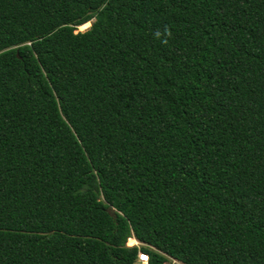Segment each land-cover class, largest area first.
Returning <instances> with one entry per match:
<instances>
[{
	"label": "trees",
	"instance_id": "obj_1",
	"mask_svg": "<svg viewBox=\"0 0 264 264\" xmlns=\"http://www.w3.org/2000/svg\"><path fill=\"white\" fill-rule=\"evenodd\" d=\"M140 252L264 264V0H0V264Z\"/></svg>",
	"mask_w": 264,
	"mask_h": 264
},
{
	"label": "rangeland",
	"instance_id": "obj_2",
	"mask_svg": "<svg viewBox=\"0 0 264 264\" xmlns=\"http://www.w3.org/2000/svg\"><path fill=\"white\" fill-rule=\"evenodd\" d=\"M90 24H91V22H89V23L81 26L80 28H78V31H84V30H86L87 28H89ZM133 243H134V240L133 241H130L129 245L132 246ZM135 245H139V244L137 243ZM143 264H145V263H143ZM167 264H179V263L169 260V262Z\"/></svg>",
	"mask_w": 264,
	"mask_h": 264
},
{
	"label": "built area",
	"instance_id": "obj_3",
	"mask_svg": "<svg viewBox=\"0 0 264 264\" xmlns=\"http://www.w3.org/2000/svg\"><path fill=\"white\" fill-rule=\"evenodd\" d=\"M147 260H148V257L146 254H143V253H139L138 254V261L141 262V263H147Z\"/></svg>",
	"mask_w": 264,
	"mask_h": 264
},
{
	"label": "bare ground",
	"instance_id": "obj_4",
	"mask_svg": "<svg viewBox=\"0 0 264 264\" xmlns=\"http://www.w3.org/2000/svg\"><path fill=\"white\" fill-rule=\"evenodd\" d=\"M133 244L135 245V244H137V242L134 240V243Z\"/></svg>",
	"mask_w": 264,
	"mask_h": 264
},
{
	"label": "water",
	"instance_id": "obj_5",
	"mask_svg": "<svg viewBox=\"0 0 264 264\" xmlns=\"http://www.w3.org/2000/svg\"><path fill=\"white\" fill-rule=\"evenodd\" d=\"M91 25V24H90ZM90 27V26H89Z\"/></svg>",
	"mask_w": 264,
	"mask_h": 264
},
{
	"label": "clouds",
	"instance_id": "obj_6",
	"mask_svg": "<svg viewBox=\"0 0 264 264\" xmlns=\"http://www.w3.org/2000/svg\"><path fill=\"white\" fill-rule=\"evenodd\" d=\"M148 261V260H147Z\"/></svg>",
	"mask_w": 264,
	"mask_h": 264
}]
</instances>
